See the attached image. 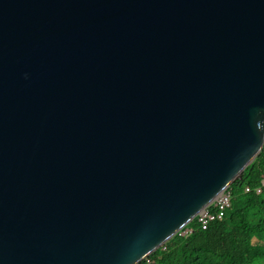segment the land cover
<instances>
[{
	"label": "water",
	"instance_id": "1",
	"mask_svg": "<svg viewBox=\"0 0 264 264\" xmlns=\"http://www.w3.org/2000/svg\"><path fill=\"white\" fill-rule=\"evenodd\" d=\"M264 144V0H0V264H138Z\"/></svg>",
	"mask_w": 264,
	"mask_h": 264
},
{
	"label": "trees",
	"instance_id": "2",
	"mask_svg": "<svg viewBox=\"0 0 264 264\" xmlns=\"http://www.w3.org/2000/svg\"><path fill=\"white\" fill-rule=\"evenodd\" d=\"M264 144L258 156L242 171L230 207L222 219L201 229L194 219V232L181 238L175 248L167 243L138 264H264ZM249 187L250 192L244 189Z\"/></svg>",
	"mask_w": 264,
	"mask_h": 264
},
{
	"label": "built area",
	"instance_id": "3",
	"mask_svg": "<svg viewBox=\"0 0 264 264\" xmlns=\"http://www.w3.org/2000/svg\"><path fill=\"white\" fill-rule=\"evenodd\" d=\"M264 188V178L261 180V184L255 188V192L257 194L261 193ZM235 189L231 187H227L224 189L220 195L207 207H205L200 213L195 217L197 225L201 229H206L208 225L217 220L222 219L227 209L230 207L231 201L234 196ZM251 189L246 187L244 189L245 193L250 192ZM194 232V228L186 225L183 228L179 229L166 243L170 248H175L178 245V242L181 238H186ZM165 243V244H166ZM165 244H163V248L165 249Z\"/></svg>",
	"mask_w": 264,
	"mask_h": 264
}]
</instances>
